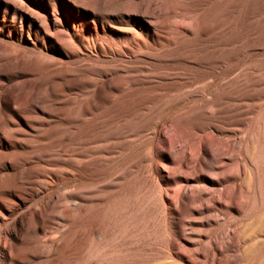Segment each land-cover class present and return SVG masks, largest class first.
Segmentation results:
<instances>
[{
  "label": "rangeland",
  "instance_id": "rangeland-1",
  "mask_svg": "<svg viewBox=\"0 0 264 264\" xmlns=\"http://www.w3.org/2000/svg\"><path fill=\"white\" fill-rule=\"evenodd\" d=\"M0 264H264V0H0Z\"/></svg>",
  "mask_w": 264,
  "mask_h": 264
},
{
  "label": "bare ground",
  "instance_id": "bare-ground-1",
  "mask_svg": "<svg viewBox=\"0 0 264 264\" xmlns=\"http://www.w3.org/2000/svg\"><path fill=\"white\" fill-rule=\"evenodd\" d=\"M1 132V129H0ZM6 251V243L0 239V252H5Z\"/></svg>",
  "mask_w": 264,
  "mask_h": 264
}]
</instances>
